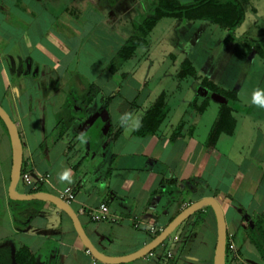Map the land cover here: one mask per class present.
Returning a JSON list of instances; mask_svg holds the SVG:
<instances>
[{"label": "crops", "instance_id": "0c3cea01", "mask_svg": "<svg viewBox=\"0 0 264 264\" xmlns=\"http://www.w3.org/2000/svg\"><path fill=\"white\" fill-rule=\"evenodd\" d=\"M72 1L78 0H0V104L18 126L23 169L33 179L29 184L21 178L17 189L62 195L63 189L73 187L76 197L71 204L90 239L103 253L118 256L151 241L192 202L215 196L222 206V201L228 202L223 206L228 235L236 245L227 264H264L253 240L264 204H241L243 198L236 204L231 199V192L240 187L236 182L243 183L246 173H236L225 191L218 182L211 187L216 172L207 170L211 163L218 165L222 154L217 145L223 134L211 151L206 142L219 111L210 119L205 137L199 135L196 122L197 99L189 105L197 110L192 123L185 115L164 128L168 112L154 134H136L154 103L145 109L137 101L139 93L122 94L123 77L130 71L120 77L118 68L111 69V61L128 38L117 33L109 72L96 76L99 83L90 82L89 75L79 81L74 74L77 49L89 43L94 31L82 26L89 12L99 14L97 25L105 21V6L99 0L87 4L82 0L84 8ZM57 11L65 14V20L55 17ZM210 106L209 102L200 117ZM12 156L11 139L0 118V264H24L17 259L24 247L32 264H107L95 259L70 217L56 205L9 197ZM103 201H108L112 216L93 220L88 210ZM151 226L157 231H151ZM216 242V216L205 206L152 252L121 264H214ZM23 256L28 262L29 255Z\"/></svg>", "mask_w": 264, "mask_h": 264}, {"label": "rangeland", "instance_id": "374dc122", "mask_svg": "<svg viewBox=\"0 0 264 264\" xmlns=\"http://www.w3.org/2000/svg\"><path fill=\"white\" fill-rule=\"evenodd\" d=\"M85 1L86 4L88 1L96 2ZM99 1L105 6L104 15L99 12L105 21L101 20L97 25L99 14L89 12L88 21L81 25L87 29L94 28V31L88 39L89 43L77 49L74 74L79 81L89 75L93 78L90 82L99 83L96 76L102 78L109 72L112 57L110 50L119 40L117 33L122 32L126 38L138 34V21L152 15L158 2ZM73 5L85 8L82 0L73 2ZM247 7L244 22L232 30L204 19L193 21L174 17L162 18L148 35L146 46L139 47L135 55L122 64L117 54L111 61V67L114 65L119 69L120 77L123 71H130L123 77L121 92L129 97L139 93L137 101L144 104L145 109L164 91L170 109L164 128L168 124L177 123L185 115L192 123L197 110L189 106L190 102L197 99L198 105H201L205 97L209 96L211 106L203 116L200 117L199 113L196 121L197 125H200L201 137L206 136L211 120L220 110V102L225 101L221 94L210 93L203 87L202 78L207 77L224 89H237L238 101L233 103L234 116L237 119L235 132L233 135L225 133L221 136L217 150L222 156H219L217 166L210 164L207 172H213L212 175L216 172L211 187L215 188V182H218L222 191L230 187L236 173L245 172L244 184L242 181L236 182L240 187L239 190L231 192V199L236 204L242 202L239 200L242 198L241 204H264V103L256 100L257 93L264 99V55L262 56L256 48L249 50L240 40L249 41L253 46L264 47V0H249ZM57 16L61 20L66 18L61 11H57L55 17ZM61 26L58 24V27ZM108 27L114 31H110ZM114 32L116 35L113 36ZM186 59L192 62L196 75L181 78L178 72ZM132 69L134 70L131 72ZM207 176L208 174L205 177ZM253 181H256V184ZM22 182L23 180H20L18 189ZM220 190H216L218 196ZM222 202L223 206H227L228 202Z\"/></svg>", "mask_w": 264, "mask_h": 264}, {"label": "trees", "instance_id": "16d2710c", "mask_svg": "<svg viewBox=\"0 0 264 264\" xmlns=\"http://www.w3.org/2000/svg\"><path fill=\"white\" fill-rule=\"evenodd\" d=\"M248 1L249 0H191V2L184 3L179 0H158L154 6V13L147 16L143 21H138V34L132 35L126 40L118 53V60L120 64H122L131 59L139 47L146 46L148 35L157 22L163 17H174L184 20L204 19L216 23L223 28L232 30L244 22ZM240 40L249 50L256 48L262 56L264 55V47L253 46L249 41ZM114 67L113 65L111 69L113 70ZM189 75H196L195 67L189 59H186L182 62V68L178 72V76L185 78ZM201 84L203 87H206L210 93H218L225 97V101H222L220 104L218 118L207 138L206 147L207 150L211 151L216 147L221 134L226 133L233 135L235 132L237 119L234 116L235 108L233 103L238 101V90L224 89L207 77L202 78ZM209 100L210 97L207 96L201 105L197 106L199 113L205 110L209 104ZM168 112L169 105L165 100V93H162L154 102L153 106L147 110L139 126L136 128L135 133L140 136L154 134L159 129ZM22 173H24L23 168ZM253 232V240L264 257V217H259V220L255 223ZM230 252L232 251L228 249L227 244V258ZM25 254L30 257L28 262H26V258H22L26 257L23 256ZM17 259L24 264L33 263V258L27 247L18 251Z\"/></svg>", "mask_w": 264, "mask_h": 264}, {"label": "water", "instance_id": "95a60500", "mask_svg": "<svg viewBox=\"0 0 264 264\" xmlns=\"http://www.w3.org/2000/svg\"><path fill=\"white\" fill-rule=\"evenodd\" d=\"M0 118L5 123L12 144V167L10 174V183L8 186V195L11 199L15 200H35L42 199L47 200L62 211H64L72 220L76 232L78 233L81 241L85 247L91 252L95 259L107 263V264H121L128 263L139 259L154 249L162 245L175 231L176 229L191 215L198 212L205 206H210L216 216L217 220V242L214 254V264H227V242H228V226L224 208L221 202L215 196L202 197L190 205L185 207L180 213H178L172 221L164 227L151 241L146 243L138 250L126 255H109L99 250L90 239L87 234L83 223L74 209L71 202H68L61 195L53 194L46 191H34L30 193L20 192L17 187L21 180L22 168H23V143L19 133L17 124L13 121L7 110L0 104Z\"/></svg>", "mask_w": 264, "mask_h": 264}, {"label": "built area", "instance_id": "2783aa9c", "mask_svg": "<svg viewBox=\"0 0 264 264\" xmlns=\"http://www.w3.org/2000/svg\"><path fill=\"white\" fill-rule=\"evenodd\" d=\"M21 178L29 184L33 183V179L29 172L22 173ZM61 194H62L61 196L64 199H66L68 202H71L76 197L74 188L71 186H68L65 189H63ZM88 214L93 220H97V221L106 220L112 216V212H111L108 201H103L100 203L98 207L88 210ZM150 229L153 232L157 231V228L154 226H151ZM227 244H228V249H230L232 252L236 251V245L232 239V236L228 235Z\"/></svg>", "mask_w": 264, "mask_h": 264}, {"label": "clouds", "instance_id": "9594fccd", "mask_svg": "<svg viewBox=\"0 0 264 264\" xmlns=\"http://www.w3.org/2000/svg\"><path fill=\"white\" fill-rule=\"evenodd\" d=\"M256 100H257V102L264 103V99H261L259 93H257V95H256Z\"/></svg>", "mask_w": 264, "mask_h": 264}]
</instances>
